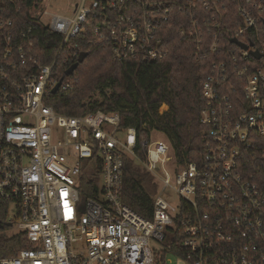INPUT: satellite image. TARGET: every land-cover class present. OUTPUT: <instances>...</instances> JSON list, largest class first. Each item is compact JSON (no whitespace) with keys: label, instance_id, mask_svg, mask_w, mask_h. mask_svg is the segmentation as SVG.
Masks as SVG:
<instances>
[{"label":"built area","instance_id":"built-area-1","mask_svg":"<svg viewBox=\"0 0 264 264\" xmlns=\"http://www.w3.org/2000/svg\"><path fill=\"white\" fill-rule=\"evenodd\" d=\"M71 1L69 14H60L32 0V15L62 37L50 63L35 56L32 27L21 32L25 46L15 47L11 20L0 17V201L14 205L6 222L29 243L0 264H264V149L252 150L264 134V61H251L264 57V0ZM174 8L185 14L179 33L192 41L194 59L214 58L201 89L200 161H180L160 139L139 141L134 128H121L118 112L69 116L45 103L58 82L51 73L59 53L68 48L76 61L83 52L72 39L102 42L117 61H160ZM228 39L236 49L224 48ZM72 86L62 81L59 90ZM95 154L97 191L86 197L81 167ZM127 158L177 202L153 197L150 218L126 205Z\"/></svg>","mask_w":264,"mask_h":264},{"label":"trees","instance_id":"trees-1","mask_svg":"<svg viewBox=\"0 0 264 264\" xmlns=\"http://www.w3.org/2000/svg\"><path fill=\"white\" fill-rule=\"evenodd\" d=\"M31 7L32 0L14 4L0 0V17L11 20L7 32L12 33L15 47L25 46L26 38L21 36V32L32 27L30 39L34 54L41 63H50L57 54L62 37L48 31L32 15ZM231 9L235 10L234 5ZM184 15L174 8L171 20L164 24L161 35L167 55L160 61H117L112 58L111 48L102 42L72 39L69 45L79 44V50L86 52L87 56L72 75L65 76L66 69L75 59L68 57V48L62 49L51 79H62L63 83L73 80V86L49 93L45 103L57 113L69 116H81L97 110L118 112L121 128H134L139 141H149L153 130L161 132L180 161H200L205 129L200 122V110L204 105L201 89L214 58L208 55L196 60L191 55L192 41L179 33ZM258 26L263 29L261 35L264 37V19L259 21ZM2 44L0 37V47ZM224 48L235 46L228 39ZM251 61L259 65L264 57L260 61ZM161 107H165L163 111ZM263 149L264 134H258L253 140L252 150L258 152ZM138 153L143 159L139 150ZM243 157L242 166L248 171L252 159L247 153ZM126 163L128 169L123 171L122 200L138 214L150 218L153 196L148 186L153 185L151 175L134 164L132 159L127 158ZM101 166L96 154L82 163L80 190L86 197L93 196L97 191ZM7 211L8 204L0 201V258L14 256L20 249L29 246L24 232L6 234L1 231L4 226L10 227L6 222Z\"/></svg>","mask_w":264,"mask_h":264},{"label":"rangeland","instance_id":"rangeland-1","mask_svg":"<svg viewBox=\"0 0 264 264\" xmlns=\"http://www.w3.org/2000/svg\"><path fill=\"white\" fill-rule=\"evenodd\" d=\"M71 4H72L71 0H46L47 9L50 12L51 11L58 12L60 14H69V12L71 11L70 10ZM94 96L96 97V95ZM94 96L93 99H96ZM164 108L165 107H161L160 110L163 111ZM151 138L153 140L160 139L170 143L161 132H157L154 130L151 131ZM134 164L142 167L140 163L134 162ZM159 174L161 175V172H159ZM151 182L153 183V185L150 184L148 188L153 197L158 196L160 194L163 198H165L168 202L172 204H175L177 202V195L170 187L162 189V184H160V182L153 175H151ZM8 214L9 216L14 215V205L12 203L9 205ZM1 231L6 234H11L17 232L18 230L15 228H9L7 226H4ZM175 263L176 260L173 261V264Z\"/></svg>","mask_w":264,"mask_h":264},{"label":"water","instance_id":"water-1","mask_svg":"<svg viewBox=\"0 0 264 264\" xmlns=\"http://www.w3.org/2000/svg\"><path fill=\"white\" fill-rule=\"evenodd\" d=\"M232 42L235 43L236 45H238L239 47L243 48V49H248V45L238 41L237 39H232ZM250 53L252 54V56L255 59H261L262 58V54L258 51V50H250ZM87 56L86 52H81L77 58V60L71 64L65 71V76H70L72 75V73L74 72V70L77 68L78 64L81 63L85 57ZM62 79L59 80L54 87L51 89V93H55L59 90V87L61 85ZM126 169H128V166H126Z\"/></svg>","mask_w":264,"mask_h":264}]
</instances>
